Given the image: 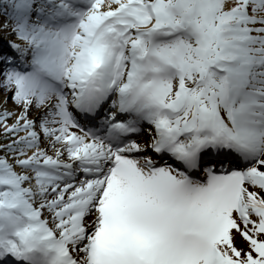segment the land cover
I'll return each mask as SVG.
<instances>
[{
	"label": "snow or ice",
	"instance_id": "6c2138e0",
	"mask_svg": "<svg viewBox=\"0 0 264 264\" xmlns=\"http://www.w3.org/2000/svg\"><path fill=\"white\" fill-rule=\"evenodd\" d=\"M0 12V264H264V0Z\"/></svg>",
	"mask_w": 264,
	"mask_h": 264
},
{
	"label": "rangeland",
	"instance_id": "374dc122",
	"mask_svg": "<svg viewBox=\"0 0 264 264\" xmlns=\"http://www.w3.org/2000/svg\"><path fill=\"white\" fill-rule=\"evenodd\" d=\"M6 19H7L6 16L2 12H0V23H3ZM9 23H11V22L9 21ZM5 36H6V33L0 32V38H3ZM7 38L8 39H16L14 36H9ZM0 98H2V96H0ZM10 102L11 101H9L8 107L11 108Z\"/></svg>",
	"mask_w": 264,
	"mask_h": 264
},
{
	"label": "bare ground",
	"instance_id": "6f19581e",
	"mask_svg": "<svg viewBox=\"0 0 264 264\" xmlns=\"http://www.w3.org/2000/svg\"><path fill=\"white\" fill-rule=\"evenodd\" d=\"M10 106L12 107V104H11V102H10Z\"/></svg>",
	"mask_w": 264,
	"mask_h": 264
}]
</instances>
